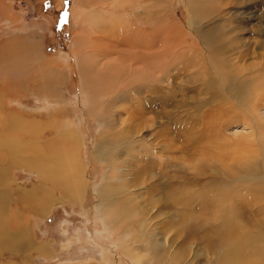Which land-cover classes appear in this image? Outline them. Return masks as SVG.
Masks as SVG:
<instances>
[{
  "label": "rangeland",
  "instance_id": "1",
  "mask_svg": "<svg viewBox=\"0 0 264 264\" xmlns=\"http://www.w3.org/2000/svg\"><path fill=\"white\" fill-rule=\"evenodd\" d=\"M143 1L147 9L148 5L151 6L148 11L153 14L152 18L156 17L155 26L152 27L151 20H147L149 15H142L148 21L144 26L140 14L138 18L143 26L137 23L136 27H146L147 33L157 30L166 34L164 26L167 22L163 19L168 18L169 23L176 26L172 31L178 28L186 43L196 42L198 49L203 51L193 28L190 9V1L200 5L202 0H169L168 4L161 0ZM74 2L13 0V13L8 16L2 15L0 8V42L17 35L26 43L32 40L39 43L36 57L26 69L27 75L24 71L22 77L9 76L6 67H0V112L6 108L10 115L37 122L39 133L34 143L41 140L42 144L57 145V154L62 153L64 146L61 130H67L65 133L69 132L68 128L75 130L81 143L80 158L87 179L82 202L76 203L68 198L69 193L63 185L46 182L43 187L36 172L23 166H9L12 157L0 146V171L3 170L7 178L5 182L0 181V264H264V170L257 162V158L264 161V153L243 108L225 106L221 102L224 98H215L202 88L201 74L190 64L194 61L200 63L202 58L189 56L190 62L182 65L181 58L185 57L182 54L170 62L176 65H169L170 71L175 68L170 79L155 82L135 77L134 85L148 86L155 82L159 88L154 93L143 89V95L129 94L131 100L134 97H158L147 103L148 114L143 120L129 121L126 112L129 103L108 108L113 104L110 99L115 94L107 95L106 91L112 86L111 73L107 72L114 69L106 65L109 61L103 57L106 54L97 51L103 47L98 36L96 39L90 37L89 44L81 43L79 47L74 44L79 30V22L73 13ZM208 5L214 7L215 13L211 12V15L209 11L199 27L218 30L222 36L217 37L216 43L219 41L225 47V51H214L213 57L232 64L234 73L240 72L239 76L243 74L245 78H251L250 73L254 74V71H264V0H208ZM112 31L105 35L110 40H115L116 36L120 41L121 35L125 34L123 28ZM181 43L176 45L178 54L189 48ZM76 51L86 55L79 59ZM78 60L82 62L78 63ZM82 63L91 66L90 70L97 74L95 78L101 75L96 80L104 81L100 89L106 91L101 95L98 110L111 116L121 113V119L127 118V128L132 124L138 125L139 129L145 127L144 133L153 131L150 144L159 155L138 153L134 162L143 160L147 164L142 165V186L133 188L142 190L139 188L140 191L137 189L132 193L140 204L150 203L145 212V228L160 239L159 246L153 245L152 237L142 235V228L137 224L139 216L122 218L117 227L109 224L98 209V190L107 181L110 165L96 158L95 149L102 136H112L119 129L104 125L91 113L82 92ZM102 67H106L107 72ZM165 68L160 71L165 72L168 69ZM118 71L124 75L121 69ZM49 72L55 73L52 74L54 78L64 75V79L59 78L63 84H56V92L59 99L69 105L65 111L59 105L50 106L45 97L50 93L38 89L50 85ZM123 75L117 78L115 85L119 80L121 87L132 82L128 80L131 77ZM260 75L264 77V74ZM147 80L152 81L148 83ZM256 92L260 93L255 91V95ZM263 108L258 111L264 117ZM225 109L232 118L230 123L223 119ZM0 129V132L4 129L1 124ZM3 137L1 132L0 140ZM123 167L128 174L131 173L129 167ZM114 169L119 172L123 168L117 165ZM253 173L257 174L251 177ZM108 176L113 178L110 173ZM48 187L54 201L42 210L45 213L38 215L40 211L35 209V199L22 190L33 189L37 197L47 198ZM229 223L235 230L234 246L223 242L228 237L225 227L230 226ZM122 235H126V240L141 254L140 262L123 249ZM239 235L243 238L240 239ZM10 237L16 241L19 237L15 243L17 246H6Z\"/></svg>",
  "mask_w": 264,
  "mask_h": 264
},
{
  "label": "bare ground",
  "instance_id": "2",
  "mask_svg": "<svg viewBox=\"0 0 264 264\" xmlns=\"http://www.w3.org/2000/svg\"><path fill=\"white\" fill-rule=\"evenodd\" d=\"M143 2V0H75L73 3V13L77 22H79V30L75 34L74 44L76 47H79L81 43L88 42L86 44H89L92 41L90 40V37H95L96 39V36H98L97 39L101 40L103 47L100 48L99 45L100 49L97 51L102 55L106 54L103 56L109 59L106 65L114 69L113 71L107 72L106 67H102V69L105 68V72L109 74L111 73L110 77L112 78L110 80V83L112 84V86H110L111 90L107 89L108 91H105L108 93L107 95H109V93L115 94V96L110 99L113 104L108 108L111 109L113 107H117L120 104L123 105L124 103H129L130 108L126 111L129 116L128 119L129 121L131 119L135 123L138 122L139 118L142 119L146 113L148 114L146 110L147 103L155 101L158 97L155 98L154 95L151 94L153 97H137V99L134 97V100H131L128 99L129 94L134 92L138 96L139 94L143 95V89H145V91L150 90L151 93L158 91L159 88L155 82H163L165 79H170V74L173 72L172 70L175 69L172 68L170 71L172 66H176L175 64H170L171 61L176 59L177 56L180 57L182 54L185 56L181 58L182 65H185L186 62H190L191 60V57L189 56H200L202 58L200 63L199 61H194L190 64L194 70H199V73L201 74L200 84L202 88L211 93L215 98H224L221 102L225 103V106L230 108H243V112L250 120L249 122L251 123V126H254L255 128V135L257 134L264 153V131L261 129V124L264 126V117L258 111V109L264 107V77L260 75V73L263 75L264 71H254V74L252 73L253 77L250 73L251 78H245L243 74H240L239 76L240 72L238 74L237 72L234 73V67L232 64H229L224 60L215 59L213 57L214 51H225V47L221 45V42L218 41L216 43L217 37L220 39L222 35L217 32L218 30L215 31L214 29L209 28L201 29L199 24L202 20L207 18L208 14L211 12L215 13L214 7L212 8V6L208 5V0H202L200 5L190 1L192 23L194 24L193 28L195 29V33L199 38L198 42L201 44L203 49V51H200L196 42L188 44L184 41V35L180 33L178 28H176L177 30L172 31V29H175L176 26L169 23L168 18L163 19L164 22H167L164 26V29L167 31L166 34H160L157 30L147 33L145 30L146 27L139 28L145 23L148 24L147 20H151L153 27L155 26L154 23L156 20V17L152 18L153 14L148 11L151 6L148 5L147 9L143 6ZM161 2L168 4L169 0H161ZM12 4L13 0H9L8 2L0 1L1 13H3L2 15L8 16L7 14L13 13ZM216 10H218V8ZM213 13H211V15ZM140 14L141 16L149 15L147 20L146 17H141L143 20V25L140 24V21L142 20L138 18L140 17ZM172 22L176 23L175 21ZM137 23H139L141 26L139 25V27H136ZM119 28H123V30L125 29L124 36L121 35V37H123L120 39L121 42L119 41V38H116V36H113L115 40H110V38H107L108 36H105L106 32H109V30L115 31ZM93 34L96 35L93 36ZM118 34L119 33H117V35ZM114 35H116V33ZM22 40L23 39H21V37L16 35L12 39L0 42V67H6V75L18 77L25 74L28 65L32 63L31 61H33V59L36 57L35 51L38 50L39 43L35 40H32L27 42L29 43L27 47V43ZM177 42H182L181 46L184 45L189 48L183 49L180 54H178L176 49ZM98 44L101 43L98 42ZM121 44L123 46H121ZM119 46L120 49H118ZM76 52L79 59H82L83 55H86L85 53L80 55L78 51ZM190 53H192V55H190ZM222 54L225 55L226 53L223 52ZM91 58L89 59L91 60ZM80 62L82 61L78 60V63ZM169 65H171V67ZM85 66L86 64L83 65L82 63V92L87 100L91 113L93 116H96L101 123H104V125L109 124L110 126L112 125L114 127H118L117 129H119L116 133L112 134V136L111 134L106 138L105 136H102L97 144V148L95 149L96 158L105 160L110 165V171L106 175L107 181L102 185L103 187L101 186V188L98 190V209L109 224L111 223L117 227L120 226L118 223L119 220H122V218L133 219L139 216V219H137V224L142 228V235L152 237L153 245L159 246L160 239L151 235L148 231L149 229L145 228V224L147 223L145 212L147 213V209L150 208V203L144 205L140 204V202L137 201L138 197L134 196L135 193H132L133 190H137L140 187L137 189L133 188H136V186L139 185L142 186L141 178L144 176V166L142 165L147 164L142 162L143 160L134 162L139 157L138 153H144V155L147 156L154 154L155 157L157 156L156 154L159 155L157 150L150 144L151 134L153 131L147 134L143 132L145 127L140 126L141 128L139 129L138 125L132 126V124L131 128H127L125 125L127 118L121 119V113L116 112L115 116H111L106 115V112L102 113L100 110H98L99 101L102 99L101 95L105 92L104 89H100V86L104 81L96 80V78L101 75H98L95 78L97 74L95 73V75L92 70H90L91 66ZM164 66L168 69L165 68V70L167 69L165 72L160 71V68H164ZM119 69L124 72V75L127 76V78H133V80L130 78L128 79L130 82L132 81L129 85L127 84L128 86L121 87L123 86L121 85V80H119L118 85H115L118 82L117 78L123 75L121 71H118ZM27 73L28 70L26 75ZM49 73L50 78H52L48 81L50 82V85L48 87L42 85L38 89L44 90L46 93H50V95L48 94L45 96L50 106L59 105L60 107H64L63 110L65 111L69 105L65 104L64 100L59 99V95L56 92V84H63L60 82L59 78L62 76L64 79V75L59 74V76L54 78L52 74L55 73ZM135 77H138L139 79L145 78L144 80H146V78L153 79L155 84L152 82L153 84L148 86L141 84L134 85L136 84L135 82L137 80ZM134 79H136L135 82ZM151 81H148V83H151ZM123 83H125V78ZM255 91H260V93L257 94L256 92L255 95ZM116 104L118 105L116 106ZM260 106L263 107L260 108ZM2 107L3 106H1V108ZM5 109H2L3 111L0 112L2 115L0 124L4 127L3 131H1L3 132L4 137L0 140V146L7 149L9 151L8 153L12 157L11 165L9 166H23L30 171L36 172L39 178V183H41V186L43 187L46 186V182H52L60 186L63 185L65 187L63 189L69 193L68 198L72 201H77L76 203H81L86 189L87 179L85 178L84 166L80 158L81 143L79 141V135L76 134V131L68 128L69 132L65 133L67 130H61V136L64 139V146L62 148V153L57 154L55 152V148L58 147L57 145L49 144L48 142L42 144L41 140L34 143V141L38 138L37 135L39 133V124L37 122L25 120L19 116L10 115ZM220 112L222 113V111ZM4 113L5 115H3ZM116 114H119V118ZM229 114L230 113H228L225 109L223 119L230 123L232 118L231 116L229 117ZM233 120L237 119L233 118ZM140 132H143V134L140 135ZM154 137L156 136L154 135ZM123 156H125L124 159ZM257 162L264 170V161H261L257 158ZM117 165L123 168L122 171L120 170L117 172L116 169H114V166L117 168ZM123 166L129 167L131 173L128 174L127 169ZM109 173L111 174V177L113 176L112 179L108 176ZM256 174L251 175V177H254ZM6 179V175L3 173V170H1L0 181L5 182ZM50 190L48 187L47 198L37 197V193L33 189H24L22 191L26 195L31 194L36 202L35 209L40 211L37 212V214L42 215V213H45L42 212V210H45L46 206H50V204H52L54 201L53 194ZM146 198L144 197V199ZM225 231L228 232V237L224 238L223 242H227L228 244L234 246L235 230L230 225L225 227ZM240 236L241 235H239V238L242 239L243 237ZM13 237H10L9 239L7 238V247H10L16 242L18 243L19 237H15L17 241ZM28 241L30 243L32 242L31 240ZM121 244L124 246V248H122L126 250V252L128 251V253L132 255L134 259H136L138 262L141 261V254L138 253L136 248L126 240V235H122ZM37 247H39L38 249L40 251L42 250L40 246ZM161 252L162 251H160V254Z\"/></svg>",
  "mask_w": 264,
  "mask_h": 264
}]
</instances>
